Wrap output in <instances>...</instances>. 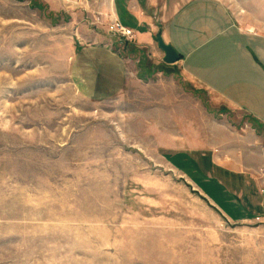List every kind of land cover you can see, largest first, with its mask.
<instances>
[{
  "label": "rangeland",
  "instance_id": "rangeland-1",
  "mask_svg": "<svg viewBox=\"0 0 264 264\" xmlns=\"http://www.w3.org/2000/svg\"><path fill=\"white\" fill-rule=\"evenodd\" d=\"M190 1L0 0V264H264V165L232 180L251 217L201 186L251 118L158 43ZM212 1L264 33V0Z\"/></svg>",
  "mask_w": 264,
  "mask_h": 264
},
{
  "label": "crops",
  "instance_id": "crops-1",
  "mask_svg": "<svg viewBox=\"0 0 264 264\" xmlns=\"http://www.w3.org/2000/svg\"><path fill=\"white\" fill-rule=\"evenodd\" d=\"M193 1L174 8L172 24L167 27L174 34L173 40L163 37L176 48L181 56L177 64L181 63L193 80L254 121L248 122L244 139L230 141L223 137L208 140L206 145L200 143L209 150L217 147L214 150L222 153V159L216 151L211 152L214 158L209 166L218 174L214 176L220 186L199 184L228 217L245 219L251 214L233 200L231 189L236 184L233 178H246L244 174L257 171L258 164L264 165V135L258 132V126L264 128V33L241 28L225 5L212 0H203L204 4ZM210 141L213 146H208ZM239 156L244 158L240 160Z\"/></svg>",
  "mask_w": 264,
  "mask_h": 264
},
{
  "label": "water",
  "instance_id": "water-1",
  "mask_svg": "<svg viewBox=\"0 0 264 264\" xmlns=\"http://www.w3.org/2000/svg\"><path fill=\"white\" fill-rule=\"evenodd\" d=\"M157 39L159 46L165 52L164 60L167 63H173L180 58V54L172 44L166 43L161 36H158Z\"/></svg>",
  "mask_w": 264,
  "mask_h": 264
},
{
  "label": "built area",
  "instance_id": "built-area-1",
  "mask_svg": "<svg viewBox=\"0 0 264 264\" xmlns=\"http://www.w3.org/2000/svg\"><path fill=\"white\" fill-rule=\"evenodd\" d=\"M117 26H119V28H121L123 35L129 36L132 32V31H130V29H126V28L122 27L119 23H117Z\"/></svg>",
  "mask_w": 264,
  "mask_h": 264
}]
</instances>
